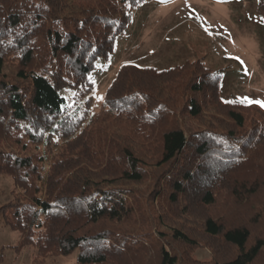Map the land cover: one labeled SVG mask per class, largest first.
<instances>
[{"label": "trees", "instance_id": "16d2710c", "mask_svg": "<svg viewBox=\"0 0 264 264\" xmlns=\"http://www.w3.org/2000/svg\"><path fill=\"white\" fill-rule=\"evenodd\" d=\"M148 1L0 0V142L16 146L0 152V171L19 191L12 248L35 247L36 264L76 251V264H182L171 241L198 244L170 221L226 196L251 220L208 214L204 233L236 249L229 264H254L264 252L250 226L264 216V204L250 203L264 186V109L221 97L223 75L200 62L127 64L104 113H91L95 62ZM257 12L264 23V0ZM178 97L190 119L226 128L184 126ZM212 110L222 112L207 117ZM20 143L40 152H20Z\"/></svg>", "mask_w": 264, "mask_h": 264}, {"label": "rangeland", "instance_id": "374dc122", "mask_svg": "<svg viewBox=\"0 0 264 264\" xmlns=\"http://www.w3.org/2000/svg\"><path fill=\"white\" fill-rule=\"evenodd\" d=\"M257 4L258 0H149L136 8L131 23L116 40L114 50L95 62L91 75L95 83L91 113L95 116L104 113L106 94L118 71L127 64L163 71L200 62L215 74L223 75L220 95L225 100L243 104L248 103L242 102L241 98L264 101V23L257 12ZM192 71L193 68L186 71L189 72L186 79L194 76ZM62 95L68 102L72 100L73 95L68 89H64ZM185 100L177 98L179 120L184 121V126L197 130L202 123H210L213 127L226 128L210 119L203 122L190 119L183 110ZM249 105L261 107L256 103ZM221 112L205 113L215 119L213 113ZM23 144H18L20 152H40L39 147L29 143L30 150L22 151ZM11 145L10 141L0 142V152L10 151ZM18 194L13 178L0 171V264H36L35 247H27L21 254L12 248L21 238L20 231L15 229L12 206L17 204ZM223 199L226 201L220 202L221 198L214 207L195 210L184 223L170 221L178 227L183 226L181 228L198 244L189 247L171 241L184 257L182 264H229L235 257V248L206 235L202 229V218L208 214L223 215L230 220L247 215L246 219L251 220L248 206L233 198L228 200V196ZM250 203L264 204V186ZM250 226L255 237L264 238V216ZM78 253L51 257L43 264H76ZM254 264H264V252Z\"/></svg>", "mask_w": 264, "mask_h": 264}, {"label": "snow or ice", "instance_id": "6c2138e0", "mask_svg": "<svg viewBox=\"0 0 264 264\" xmlns=\"http://www.w3.org/2000/svg\"><path fill=\"white\" fill-rule=\"evenodd\" d=\"M241 101L246 102L248 104L256 103V104L260 105L261 107H264V101H253V100H249L248 98H241Z\"/></svg>", "mask_w": 264, "mask_h": 264}]
</instances>
